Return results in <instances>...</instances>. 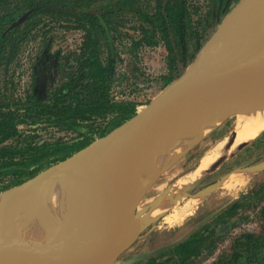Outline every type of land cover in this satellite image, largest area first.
Returning <instances> with one entry per match:
<instances>
[{"label": "trees", "instance_id": "trees-1", "mask_svg": "<svg viewBox=\"0 0 264 264\" xmlns=\"http://www.w3.org/2000/svg\"><path fill=\"white\" fill-rule=\"evenodd\" d=\"M240 2L0 0V182L8 181L0 193L65 161L139 114L138 104L117 99L119 41L127 17L138 19L143 35L132 41V49L164 43L179 77ZM204 7L209 9L201 16ZM30 10L35 11L19 23ZM44 18L76 24L85 32V41L71 57L44 44L33 58L26 95L15 98L9 92L14 87L11 66L24 43L35 40L30 38ZM37 124H52L75 137L48 144L6 145L19 136L21 126ZM207 235L195 234L175 246L168 259L154 257L147 264H190L201 254ZM235 244L230 258L217 264H264V234L245 235Z\"/></svg>", "mask_w": 264, "mask_h": 264}, {"label": "water", "instance_id": "water-1", "mask_svg": "<svg viewBox=\"0 0 264 264\" xmlns=\"http://www.w3.org/2000/svg\"><path fill=\"white\" fill-rule=\"evenodd\" d=\"M255 1V20L262 30L264 0ZM34 11L25 13L19 23L27 20ZM217 37L218 32L207 41L186 72L135 118L16 186L23 187L56 171H68L94 154L105 161L97 185L105 199L104 207L94 218L83 222L71 238L57 247L28 243L2 248L0 264H118L119 258L144 230L143 215L159 204L161 198L140 212L143 201L162 176L187 154L175 157L170 165H166L170 159L160 155L161 146L176 137L179 125L196 118L198 109L215 99L218 104L209 115L226 113L227 118L236 113L231 108L241 103L264 102V43L243 37L213 48ZM229 75L243 81L242 86L225 89ZM254 167L263 170L264 162ZM142 168L149 170L148 176L141 174Z\"/></svg>", "mask_w": 264, "mask_h": 264}, {"label": "rangeland", "instance_id": "rangeland-1", "mask_svg": "<svg viewBox=\"0 0 264 264\" xmlns=\"http://www.w3.org/2000/svg\"><path fill=\"white\" fill-rule=\"evenodd\" d=\"M196 1L199 2L198 4L202 3L207 5V3H205L206 0ZM242 1L243 0H241V2ZM152 6L153 4L151 7ZM208 9L209 8L204 7L201 11V16H203ZM222 25H220L219 28ZM219 28L214 34L218 32ZM121 30L125 35L124 38L119 41L121 44L119 47L120 58L118 62L120 80L117 90V99L119 101L138 104V110L139 113H141L183 73H181L179 77L176 76V72L170 65V52L164 43H160L157 46H140L137 49H132V41L140 40L143 36L140 30V22L136 17H127ZM33 38H35V40L24 43L18 60L11 66L9 75H11V79L14 82V87L10 86L9 92L10 94L14 92L16 94L15 98L24 97L26 95L31 80V65L33 63V58L44 44L47 43L50 45L54 52H61L63 55L71 57L74 52H77L83 45L85 41V32L72 22L44 18L40 26L34 30L30 39ZM236 115L237 113L223 120L215 131L196 143L188 154H186L173 168L167 171V173L162 176L163 181H160V179L149 192L140 206L139 211L141 212L144 208L152 204L158 198V195L166 188V185L174 181L172 180L173 177L178 176L177 174L180 172H186L202 161L204 163L208 159V155H210L213 149L218 145L217 143L235 134ZM74 137L75 134L73 132L63 130L52 124L23 125L20 127L19 136L7 142L6 145L16 146L31 141H35L38 144H48L59 140H70ZM256 139L249 142H242L239 140L237 142L239 150L224 171H230L242 166L247 167V165L252 162L255 163L254 165L264 162V135ZM224 171L219 173L218 176L215 177V180L218 179ZM258 174L257 180L253 183L254 186L252 185L250 190L239 195L240 197L236 201L213 216L211 220L196 233H208V238L206 244L202 247L201 254L190 264H217L221 259L225 260V258H230L236 246L235 242L237 239L248 234H264V171ZM161 182L163 187L159 188ZM7 184L8 181L0 182V188ZM170 205L171 203H169L165 209L164 207L161 208L157 214L164 210H168ZM138 232L139 229H137V234ZM142 234L143 233H141L140 236ZM134 244H132V246H130L119 258L118 264H147V262L154 257L165 260L171 256V251L174 248L168 249L158 255H146L143 254L142 251L134 253L132 248Z\"/></svg>", "mask_w": 264, "mask_h": 264}, {"label": "bare ground", "instance_id": "bare-ground-1", "mask_svg": "<svg viewBox=\"0 0 264 264\" xmlns=\"http://www.w3.org/2000/svg\"><path fill=\"white\" fill-rule=\"evenodd\" d=\"M256 6L255 0H247L239 6L219 28L218 37L212 47L223 46L229 40L243 37L255 43H264V27L261 30L255 20ZM235 78L232 75L227 77L225 89L242 86L243 81ZM217 100L198 109L196 118L179 125L176 137L161 146V157L170 159L166 165H170L175 157L186 152L188 154L196 143L215 131L227 118L226 113L209 115L211 109L217 106ZM231 111L237 113L235 134L221 141L213 149L212 154L190 181L195 182L217 165L235 156L239 150V140L249 142L264 132V102H244L232 107ZM104 169L105 161L98 154H94L68 171H56L23 187L1 193L0 249L7 246H24L28 243L57 247L71 238L83 222L94 218L96 212L104 207L105 199L103 200L100 188H97ZM141 174L148 176L149 170L142 168ZM185 185H188V182ZM163 202V205L154 209L156 212L153 215L161 208L165 209L171 199L167 197Z\"/></svg>", "mask_w": 264, "mask_h": 264}, {"label": "crops", "instance_id": "crops-1", "mask_svg": "<svg viewBox=\"0 0 264 264\" xmlns=\"http://www.w3.org/2000/svg\"><path fill=\"white\" fill-rule=\"evenodd\" d=\"M236 119L237 115L235 126ZM263 134L264 132L259 137ZM233 158L234 156L217 165L195 182L190 179L200 169L203 161L184 173H178V176L174 175L172 178L174 181L166 185L158 195V199L161 198L159 204L143 215V234L132 247L133 252L142 251L146 255H158L185 242L200 231L213 216L236 201L239 195L250 190L257 180L258 173L264 169L259 170L254 167L255 165H251L224 171ZM223 171L224 173L215 180ZM187 182L188 185H185ZM160 187H163L162 182ZM178 188L184 190L180 191ZM167 197L171 199L168 210L153 215L156 212L154 209L163 205Z\"/></svg>", "mask_w": 264, "mask_h": 264}]
</instances>
